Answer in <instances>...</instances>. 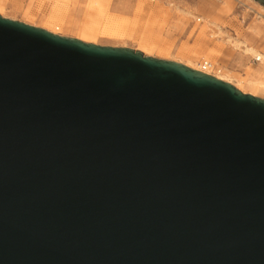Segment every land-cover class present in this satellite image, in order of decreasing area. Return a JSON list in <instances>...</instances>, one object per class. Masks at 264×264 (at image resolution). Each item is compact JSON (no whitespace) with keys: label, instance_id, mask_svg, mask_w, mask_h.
I'll list each match as a JSON object with an SVG mask.
<instances>
[{"label":"water","instance_id":"1","mask_svg":"<svg viewBox=\"0 0 264 264\" xmlns=\"http://www.w3.org/2000/svg\"><path fill=\"white\" fill-rule=\"evenodd\" d=\"M0 264H264V98L0 15Z\"/></svg>","mask_w":264,"mask_h":264},{"label":"rangeland","instance_id":"2","mask_svg":"<svg viewBox=\"0 0 264 264\" xmlns=\"http://www.w3.org/2000/svg\"><path fill=\"white\" fill-rule=\"evenodd\" d=\"M89 13V0H0L1 16L46 30L57 19L56 34L78 39ZM103 14L120 34L99 33L92 43L141 51V42H154L165 51L141 52L196 65L207 59L244 93L264 98V60L246 50L264 55V5L257 0H108ZM186 48L189 56L181 53Z\"/></svg>","mask_w":264,"mask_h":264},{"label":"bare ground","instance_id":"3","mask_svg":"<svg viewBox=\"0 0 264 264\" xmlns=\"http://www.w3.org/2000/svg\"><path fill=\"white\" fill-rule=\"evenodd\" d=\"M108 4V0H89V9L90 12L89 13V17L87 18V22L84 23L83 25L80 26L79 30H78V34H79V38L83 39V40H87V41H91L93 42V40L98 36L99 33L101 34H105V35H114V34H118L120 32V26L118 25V23L114 22L112 20L111 17H105L102 18L104 16L103 12L106 10ZM94 15V18H93ZM32 18V16H29ZM97 18H102L101 22L97 19ZM57 19L55 20H51L50 22H52L51 24V28H47L49 31L53 32V33H57L56 30L59 29V26L57 25V23H59ZM55 24H54V23ZM120 34V33H119ZM142 45V49L141 51L145 52V53H149L154 49H159V51L164 52L165 49L162 47H158V45H156V43L154 42H147V41H143L141 42ZM246 50L250 51V52H254V55L256 58L261 59V56L264 60V55L260 54L258 52H255V50H253L251 47H247ZM190 50L189 48H186L185 50H182L181 53H185L186 55H190ZM178 62H181L193 69L196 70H200L202 71L200 65H196L193 63H188V62H183L181 60H176ZM207 74H211L213 76H215L218 79L227 81L232 83L234 86H236L238 89H240L243 92H246L245 90L239 88V86L235 83H233L230 79V76H228L225 73H222L221 70L217 69L216 71L213 70H206L203 71ZM250 94L255 95V93L253 91H249Z\"/></svg>","mask_w":264,"mask_h":264},{"label":"built area","instance_id":"4","mask_svg":"<svg viewBox=\"0 0 264 264\" xmlns=\"http://www.w3.org/2000/svg\"><path fill=\"white\" fill-rule=\"evenodd\" d=\"M256 59L258 60L259 58H256ZM199 65L202 69V72L206 71V70H213L214 69V64L207 59L202 60Z\"/></svg>","mask_w":264,"mask_h":264}]
</instances>
